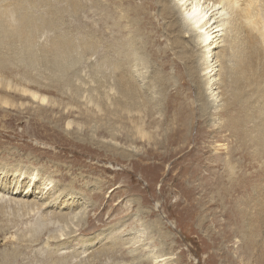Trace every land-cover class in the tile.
I'll return each mask as SVG.
<instances>
[{"label":"rangeland","instance_id":"obj_1","mask_svg":"<svg viewBox=\"0 0 264 264\" xmlns=\"http://www.w3.org/2000/svg\"><path fill=\"white\" fill-rule=\"evenodd\" d=\"M141 2L0 0V184L9 177L27 181L31 176L24 173L31 171L40 182L53 181L48 189L56 184L48 195L77 199L75 211L73 206L61 210V203L41 209L37 204L26 213L13 198H24L21 190L0 187L2 264H264V156L240 159L229 152L238 150V140L227 130L221 89L209 88L210 104L201 108L186 74L183 86L194 102L185 112V126L161 110L151 118L142 109L122 112L132 115L129 120L112 114L116 90L105 61L120 60L116 48H122V39L111 22L100 23L106 10L98 4L124 15L123 7ZM152 8L146 31L164 34L155 48L169 49L167 71L174 74L186 54L165 33L161 8ZM155 62L161 67L160 59ZM136 67L137 88L145 90L148 67L143 74V67ZM125 75H119L123 84ZM147 90L144 95L158 96L157 88ZM12 169L16 175L7 173ZM30 193L24 200L44 201ZM54 210L74 222L55 221ZM89 214L100 230L87 231L85 222H78ZM44 219L51 230L42 231ZM75 230L71 235L77 238L67 246L53 245L55 236L63 240ZM116 238L123 240L124 251L109 254Z\"/></svg>","mask_w":264,"mask_h":264},{"label":"bare ground","instance_id":"obj_2","mask_svg":"<svg viewBox=\"0 0 264 264\" xmlns=\"http://www.w3.org/2000/svg\"><path fill=\"white\" fill-rule=\"evenodd\" d=\"M156 2H158V5ZM188 6L190 7L188 8ZM98 7L100 10H106L105 16L100 18V23H104L105 21L111 22L115 35L122 39V48H116V50L120 52V60L118 58L117 61L112 59V65L110 59L105 61L107 65L109 64L111 67L114 76L113 85L116 91L115 96L113 95L112 97L111 103L113 106L111 111L116 117V120L123 118H125L124 120H129V118L132 119V115H127L126 113L122 115L124 111L129 113L136 109H142L143 111H147V116L151 118L155 114L154 111L158 112L161 110L164 111V116H168V114L170 116L172 115V119L170 120L185 126V121H187L185 112L194 102L188 98L190 93L187 92L185 88L186 85L183 86L188 80L186 78V74H188L191 81H193L197 87L198 98L196 99L201 101V108L207 107V105L210 104L208 99L209 94L207 95L209 88L212 90L221 89L222 94L226 95L223 96L225 98V103H227L225 107V111L228 115L226 127H228L227 130L233 132L232 134H234L238 140V150L229 152L231 154H239L240 159H246L250 155L254 157L264 156V0H142L141 3H134L129 7H123L126 10L124 15H120V13L116 15V13L101 4H98ZM152 7L161 8L159 9V13L162 19L166 21L167 27L165 33L168 37H174L173 43L178 47L180 46L182 51L186 54L184 55L185 62L181 66L178 65V67H176L174 74L167 71L171 62L169 49L155 48L164 34L152 35L146 31L147 26L152 24V20H148V17L153 15L150 11ZM116 11L118 10L116 9ZM209 12H211L210 17L208 15ZM203 29L204 31H201ZM217 47L219 50H214ZM35 54L37 55L36 52ZM48 54L49 53H47V55ZM101 58L103 57L101 56ZM157 59H160L161 67L156 66L155 60ZM136 66L139 68L143 67L142 71H140L142 74L143 69L148 67L146 73L149 72V74H145V78H149V83H147L145 90L143 86L137 88V75L134 73L136 71L134 67ZM123 71L127 74L125 75V84H123L121 78H119L120 73ZM175 76H177L176 80L174 79ZM215 76H220L219 81ZM170 85L173 86L172 90H168ZM153 87L157 88L156 92H158V96L144 95L146 89L150 90ZM138 93L140 94L138 96L142 98L143 104L138 102L135 98V95ZM36 97L39 98L37 95H34V98ZM42 98L40 96L41 100ZM189 109L190 107L188 110ZM107 129L111 132L110 126ZM249 150L250 152H246ZM14 169L17 168L14 167ZM14 169L6 171L7 173H11V175H16V170ZM22 171L19 173V176H22ZM259 171L257 176L262 175L263 169H259ZM24 174L27 175V177L31 176V178L27 181L26 179H21V177L17 180H11L7 174L9 179H4L5 182L3 181L2 184H0V187L3 188L4 191L13 193L15 189H17L15 192L21 190V193L16 194L24 198H30L31 195L28 193L32 190L36 194H41L40 198L44 200L42 203H30L28 199L24 200V198L18 199V197H13L20 202L19 209L21 211L26 212V210H30V208L33 210L36 208L37 204H40L38 206L39 209L44 205H47L48 208H57L61 203H63V205H61V210L70 209L71 206H73L72 203L77 201L74 195L69 197H65L63 193L61 195L59 193L56 197H53L51 194L48 195L47 193L55 183L49 189L48 186L53 181L48 183L50 180L43 178V181L41 180L40 182L41 177H38V179L37 175L31 171H29V173L25 172ZM70 199H72V201ZM73 209V211L77 210L74 206ZM105 211L107 210H104V213ZM110 212L111 211H109V213ZM51 213H53L51 218L61 223L74 222L75 220V217L69 218L68 216L70 215L67 213L57 212L55 210ZM96 216L98 221H101L103 218L100 213ZM47 218L49 219L50 217L48 216ZM110 218L112 219V217ZM94 219L95 217H91L89 214L86 217L80 216L78 222L84 221L88 226L86 230L90 231L101 224ZM44 221L40 222V225L42 224L43 226L42 231L51 230L50 223ZM101 227L102 225L95 230H100ZM38 228H40V226ZM31 229L32 228H29V230ZM73 232H76V230L66 233L63 240L60 239V236H55L53 245H55L56 248L61 243V245L67 246L65 245L66 243L73 240V238H77L76 235L75 237L71 235ZM84 240L86 241L83 237L82 241ZM118 240L120 241L122 239L116 238L115 241H111L109 245V254L114 250L124 251V249L119 246L124 242H119ZM88 245L85 244L86 247ZM14 251H18V248H15ZM163 255L165 254H161L160 256ZM1 259H3V257ZM0 264H2V262H0Z\"/></svg>","mask_w":264,"mask_h":264}]
</instances>
